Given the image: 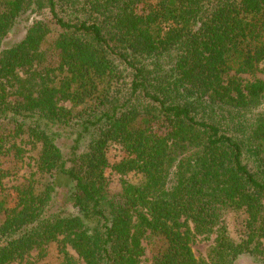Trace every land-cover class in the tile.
Here are the masks:
<instances>
[{"label": "trees", "instance_id": "obj_1", "mask_svg": "<svg viewBox=\"0 0 264 264\" xmlns=\"http://www.w3.org/2000/svg\"><path fill=\"white\" fill-rule=\"evenodd\" d=\"M260 75L264 0H0V264H264Z\"/></svg>", "mask_w": 264, "mask_h": 264}, {"label": "rangeland", "instance_id": "obj_2", "mask_svg": "<svg viewBox=\"0 0 264 264\" xmlns=\"http://www.w3.org/2000/svg\"><path fill=\"white\" fill-rule=\"evenodd\" d=\"M25 35L24 30H20L17 34L12 36L11 40L17 42L23 39ZM53 62L56 61L55 57H51ZM260 78H264L263 75H260ZM18 144H21L17 142ZM21 148L25 150L23 153V157L20 159H14L13 155L2 158L0 162V200L6 199L8 206L13 207L16 203L15 197L16 192L15 188L20 187L25 180L29 177L31 172L34 170V160L33 153H29V147H26L24 144L21 145ZM109 157L111 163L120 162L122 159L126 157L125 153L119 148H113L109 150ZM133 182H138L139 177L134 174L129 177ZM113 179V189L119 188V179ZM3 216H0V223L3 220ZM245 219L244 214L236 211L227 212L224 215V220L227 225L229 235L237 242L241 241L245 236V224H243V220ZM212 247V242L207 241L202 238H198L193 244V249L195 255L198 258H206L209 254L210 248ZM147 248V256L144 264H152V249L149 244L146 243ZM57 247L53 246L49 249V255L43 260V263L48 264H58L60 261L58 260L59 256L56 252ZM80 264H84L81 262ZM236 264H259L254 261L250 256L243 255L239 260H237Z\"/></svg>", "mask_w": 264, "mask_h": 264}]
</instances>
